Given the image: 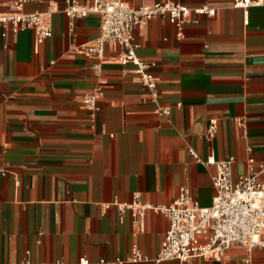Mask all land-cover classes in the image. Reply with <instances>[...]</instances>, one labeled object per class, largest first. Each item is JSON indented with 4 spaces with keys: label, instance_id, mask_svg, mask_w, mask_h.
I'll return each instance as SVG.
<instances>
[{
    "label": "crops",
    "instance_id": "1",
    "mask_svg": "<svg viewBox=\"0 0 264 264\" xmlns=\"http://www.w3.org/2000/svg\"><path fill=\"white\" fill-rule=\"evenodd\" d=\"M180 1L216 14L186 23L182 38L163 16L135 29L138 54L156 63L159 103L173 106L169 116L156 112L118 48H107L100 76L75 50L100 34L99 14L75 18L72 31L66 0H30L25 12L52 13L51 36L40 42L34 28L4 36L0 27V264H264L263 247L238 243L223 256L131 260L134 244L157 255L169 220L147 210L140 229L118 204L136 194L144 205L170 204L183 187L212 204L216 167L190 148L203 159L234 156L235 178L250 157L264 161V5L246 12L235 0ZM9 9L0 0V12ZM98 86L92 118L83 99ZM211 119L218 129L209 139Z\"/></svg>",
    "mask_w": 264,
    "mask_h": 264
},
{
    "label": "built area",
    "instance_id": "2",
    "mask_svg": "<svg viewBox=\"0 0 264 264\" xmlns=\"http://www.w3.org/2000/svg\"><path fill=\"white\" fill-rule=\"evenodd\" d=\"M8 1L10 9L0 12V27L5 29L4 36L7 35V30L17 33L28 28L37 31L40 42L51 36V12L27 13L24 8L30 0ZM66 1L68 5L65 13L71 19L72 31L75 18L91 13L101 16L100 34L91 42L75 46V50L94 60V73L97 76L102 74L107 48H118V60L134 66L143 87L150 92L148 99L155 104L156 112L169 116L173 106L159 103V78L152 73L156 63L143 59L137 52L140 44L136 40V26L155 16H163L177 27V35L182 38L186 23H197L198 16L202 14L214 16L216 8L208 5L192 8L180 0L158 1L139 7H132L125 0H91L88 4H81L77 0ZM234 5L247 12L251 7L263 6L264 0H235ZM102 94V87L98 86L83 99L92 118L100 108L99 99ZM177 106L181 104L178 103ZM241 124L243 125V120ZM217 129V120L211 119L207 137L214 138ZM190 152L196 160L216 167L212 204L202 206L186 187L181 189L180 196L170 204L144 205L137 194L133 203L118 204L122 211L126 208L133 210L134 223L140 229L144 227L142 218L147 210L163 213L169 220L157 255L150 258L134 244L132 261L159 263L176 259L185 262L196 257L223 256L235 243L245 246L249 251L257 246L264 248V180L261 178L264 173V161L256 165L255 158L250 157L248 172L235 178L234 156L216 159L211 155L203 159L193 148H190ZM121 219L123 220V217ZM117 262L123 263L121 259ZM79 264L90 262L82 258Z\"/></svg>",
    "mask_w": 264,
    "mask_h": 264
}]
</instances>
